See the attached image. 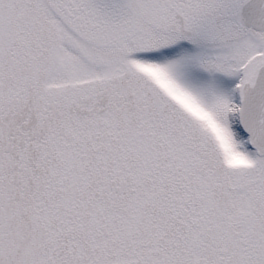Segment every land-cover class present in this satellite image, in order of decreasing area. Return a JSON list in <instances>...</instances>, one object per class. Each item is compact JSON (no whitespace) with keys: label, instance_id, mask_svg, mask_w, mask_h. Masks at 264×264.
Masks as SVG:
<instances>
[{"label":"snow or ice","instance_id":"snow-or-ice-1","mask_svg":"<svg viewBox=\"0 0 264 264\" xmlns=\"http://www.w3.org/2000/svg\"><path fill=\"white\" fill-rule=\"evenodd\" d=\"M0 264H264V0H0Z\"/></svg>","mask_w":264,"mask_h":264}]
</instances>
